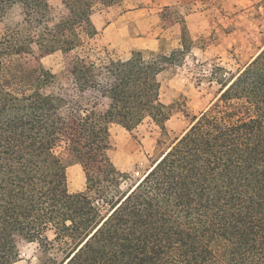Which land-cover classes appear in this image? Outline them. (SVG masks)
Instances as JSON below:
<instances>
[{
	"label": "trees",
	"instance_id": "16d2710c",
	"mask_svg": "<svg viewBox=\"0 0 264 264\" xmlns=\"http://www.w3.org/2000/svg\"><path fill=\"white\" fill-rule=\"evenodd\" d=\"M125 1L0 0V264H264V49L123 192L115 154L168 116L159 75L210 50L178 5L130 24L178 40L169 55L106 36ZM47 51L56 72L28 66Z\"/></svg>",
	"mask_w": 264,
	"mask_h": 264
},
{
	"label": "rangeland",
	"instance_id": "374dc122",
	"mask_svg": "<svg viewBox=\"0 0 264 264\" xmlns=\"http://www.w3.org/2000/svg\"><path fill=\"white\" fill-rule=\"evenodd\" d=\"M171 5L181 6L180 12L190 31L208 37L209 58L194 65L188 63L190 69L182 72L165 70L159 75L160 100L168 116L162 125L150 119L143 121L134 130L139 145L115 154L114 163L128 171V179L121 185L123 192L136 185L190 128L195 118L216 104L220 92L264 46V0H126L124 13L105 29V35L129 42L139 48L146 59L169 55L181 48L178 40L168 42L161 38V28L142 36L130 24L156 8ZM193 45L196 47L198 42ZM28 66L56 72L61 66V54L47 51L36 60H30ZM219 110H224L223 103L219 104ZM240 116L241 113L237 115ZM66 177L70 192L83 189L85 178L80 165H68ZM13 264H38V261L26 258Z\"/></svg>",
	"mask_w": 264,
	"mask_h": 264
},
{
	"label": "bare ground",
	"instance_id": "6f19581e",
	"mask_svg": "<svg viewBox=\"0 0 264 264\" xmlns=\"http://www.w3.org/2000/svg\"><path fill=\"white\" fill-rule=\"evenodd\" d=\"M263 48H264V46H263ZM263 48H262V49H263ZM262 49H261V50H260L255 56H254V58H255V57H256V56L262 51ZM254 58H253V59H254ZM150 169H151V168H150ZM150 169H149V170H150ZM149 170H148V171H149ZM148 171H147V172H148ZM145 175H146V174H144V176H145ZM144 176H142V178H143ZM142 178H141V179H142ZM141 179H140V180H141ZM140 180H139V181H140Z\"/></svg>",
	"mask_w": 264,
	"mask_h": 264
}]
</instances>
